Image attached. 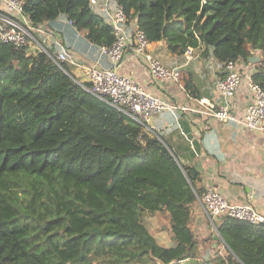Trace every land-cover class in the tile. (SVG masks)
I'll use <instances>...</instances> for the list:
<instances>
[{
  "label": "trees",
  "instance_id": "16d2710c",
  "mask_svg": "<svg viewBox=\"0 0 264 264\" xmlns=\"http://www.w3.org/2000/svg\"><path fill=\"white\" fill-rule=\"evenodd\" d=\"M21 1L34 27L71 21L109 59L102 48L114 44L113 28L90 0ZM110 3L123 7L129 33L137 24L174 54L193 48L225 68L264 52V0ZM69 63L0 41V264H200L190 228L203 194L197 169L180 162L163 133L84 89ZM252 80L264 88L263 59ZM184 82L198 97L193 80ZM156 212L169 214L171 247L144 224ZM218 229L242 264H264V224L225 216Z\"/></svg>",
  "mask_w": 264,
  "mask_h": 264
},
{
  "label": "crops",
  "instance_id": "0c3cea01",
  "mask_svg": "<svg viewBox=\"0 0 264 264\" xmlns=\"http://www.w3.org/2000/svg\"><path fill=\"white\" fill-rule=\"evenodd\" d=\"M56 27L57 30L47 28L50 33L48 45L56 53L62 49L68 52L73 61L69 68L76 77L82 78L88 66H112L98 48L85 42L86 31L75 34L73 26L65 21L63 26L58 24ZM260 51L256 50L254 54ZM148 52L166 67L180 69L183 82L184 79H192L198 94V97L191 95L185 82L182 90L172 82L152 76L144 56L129 58L119 69L120 73L131 76L148 92L178 108L156 115L151 123L154 132L165 135L167 144L180 162L197 169L200 175L198 187L203 193L210 189L218 190L227 200L238 204L248 202L253 195V205L264 216V136L258 137L248 128L219 121L196 110L182 109H203L199 101L215 107L225 103L217 88L218 78L225 73L222 65L211 53L205 56L196 51L192 59H188L186 54H174L165 41L149 43ZM238 68L244 78L230 104L233 110L242 113L250 97L247 77L254 64L240 61ZM157 215L168 217V229L156 222L146 227L160 245L171 247L174 241L169 214L156 212L150 216L155 218ZM190 228L198 245V258L195 260L200 264H242L219 236V229L213 227L198 200L191 207ZM189 261L180 264H189Z\"/></svg>",
  "mask_w": 264,
  "mask_h": 264
},
{
  "label": "built area",
  "instance_id": "2783aa9c",
  "mask_svg": "<svg viewBox=\"0 0 264 264\" xmlns=\"http://www.w3.org/2000/svg\"><path fill=\"white\" fill-rule=\"evenodd\" d=\"M110 2L111 0H90L92 6H96L99 11L108 14L113 28L114 44L111 47L102 48V53L109 57L112 67L88 66L85 68L82 80L77 81L84 89L142 125L147 132L157 135L151 126L154 117L162 111H173L178 108L151 94L131 76L120 73L119 69L129 58L144 56L152 76L162 81L172 82L182 90L185 89L183 73L178 68L166 67L154 58L148 52L149 42L144 32L135 24L132 26V32L129 33L126 26L128 17L123 7L111 8ZM70 24L73 22L70 21ZM47 28V24L37 28L33 26L30 17L24 12L23 1L0 0L1 42L10 44L17 49L25 47L34 53L43 51L59 66L66 61L73 63L65 50L53 53L48 48L47 40L50 38V33ZM193 51V48L186 51L188 59L193 58ZM238 63H227L224 68V76L217 80V88L224 99V104L215 107L204 101H199V105L203 109L187 107L182 109L196 110L219 121L235 123L254 131L258 137H262L264 136V88L252 80L254 68L250 76L247 77L250 97L244 111L239 113L231 108L230 101L237 94L244 78L238 68ZM253 200L254 196L250 195L249 201L244 204L233 203L218 190L211 189L198 197L211 224L217 230L218 222L225 216L247 221L254 225L264 224V216L255 208Z\"/></svg>",
  "mask_w": 264,
  "mask_h": 264
},
{
  "label": "rangeland",
  "instance_id": "374dc122",
  "mask_svg": "<svg viewBox=\"0 0 264 264\" xmlns=\"http://www.w3.org/2000/svg\"><path fill=\"white\" fill-rule=\"evenodd\" d=\"M257 54V53H256ZM258 56H261L262 58H263V60H264V53L262 52V51H260V52H258V54H257ZM152 218H154L153 216H150V215H144V219H143V221H144V224L145 225H148V224H150L151 222H156V223H158L159 225L161 224V225H163V226H166L167 228L166 229H168V222H167V218L163 215V216H160V215H157L154 219H152ZM159 228V227H158ZM151 233V232H150ZM163 233V232H162ZM152 264H158L157 262L156 263H152Z\"/></svg>",
  "mask_w": 264,
  "mask_h": 264
},
{
  "label": "water",
  "instance_id": "95a60500",
  "mask_svg": "<svg viewBox=\"0 0 264 264\" xmlns=\"http://www.w3.org/2000/svg\"><path fill=\"white\" fill-rule=\"evenodd\" d=\"M261 60H262V58L260 56H257L256 54L249 58V62L251 64H256V63L260 62ZM157 263L158 264H164V263L159 262V261Z\"/></svg>",
  "mask_w": 264,
  "mask_h": 264
}]
</instances>
